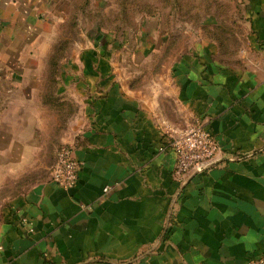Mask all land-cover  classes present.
Masks as SVG:
<instances>
[{
  "label": "crops",
  "instance_id": "1",
  "mask_svg": "<svg viewBox=\"0 0 264 264\" xmlns=\"http://www.w3.org/2000/svg\"><path fill=\"white\" fill-rule=\"evenodd\" d=\"M245 16L235 63L218 61L200 40L157 90L101 48L83 50L67 70L64 59L55 73L40 67L54 46L39 60L15 18L14 41L0 47L8 84L0 88V264H247L264 256V0H246ZM198 123L213 134L216 156L178 177L173 138ZM64 146L81 167L67 190L52 177ZM12 174L47 176L27 187L12 184Z\"/></svg>",
  "mask_w": 264,
  "mask_h": 264
},
{
  "label": "rangeland",
  "instance_id": "2",
  "mask_svg": "<svg viewBox=\"0 0 264 264\" xmlns=\"http://www.w3.org/2000/svg\"><path fill=\"white\" fill-rule=\"evenodd\" d=\"M245 10L246 0H0V47L7 37V42L14 41L12 26L20 16L21 25L28 28L23 31L26 42L34 45L31 53L41 60L53 49L40 67L54 71L53 56L60 57V62L64 59L62 66L67 70L83 50L101 48L114 66L140 72L138 76L154 82L157 90L173 61L200 40L213 46L218 61L235 63L247 37ZM36 65L33 61L31 68ZM47 79L53 82L54 77ZM7 86L0 82L1 89ZM3 96L0 93V112ZM162 126L168 132L174 130L165 122ZM46 176L12 174L11 182L28 187Z\"/></svg>",
  "mask_w": 264,
  "mask_h": 264
},
{
  "label": "built area",
  "instance_id": "3",
  "mask_svg": "<svg viewBox=\"0 0 264 264\" xmlns=\"http://www.w3.org/2000/svg\"><path fill=\"white\" fill-rule=\"evenodd\" d=\"M172 148L176 154L178 177H186L198 170L202 172L214 161L217 153L213 134L199 123L178 133L173 138ZM80 168L73 150L64 146L58 152L56 164L52 168L53 180L63 189L73 188L78 182ZM110 190L111 187H106L104 193ZM247 264H264V256L254 258Z\"/></svg>",
  "mask_w": 264,
  "mask_h": 264
},
{
  "label": "trees",
  "instance_id": "4",
  "mask_svg": "<svg viewBox=\"0 0 264 264\" xmlns=\"http://www.w3.org/2000/svg\"><path fill=\"white\" fill-rule=\"evenodd\" d=\"M56 52H58L59 54H62L60 51H55V53H56ZM59 59H60V57H59V58L57 57V58L55 59L53 56H52V59H50L51 65H52V63H53V65H54V68H53L54 71H52V70L50 69V71H51L52 73H55L57 70H59V69H58V66L60 65V60H59Z\"/></svg>",
  "mask_w": 264,
  "mask_h": 264
},
{
  "label": "water",
  "instance_id": "5",
  "mask_svg": "<svg viewBox=\"0 0 264 264\" xmlns=\"http://www.w3.org/2000/svg\"><path fill=\"white\" fill-rule=\"evenodd\" d=\"M199 172H200L199 170H198V171H195V172H193V173L190 175V177H193V176L197 175Z\"/></svg>",
  "mask_w": 264,
  "mask_h": 264
}]
</instances>
